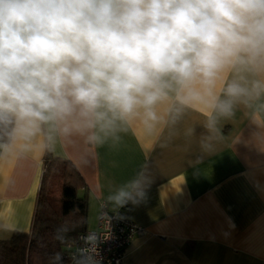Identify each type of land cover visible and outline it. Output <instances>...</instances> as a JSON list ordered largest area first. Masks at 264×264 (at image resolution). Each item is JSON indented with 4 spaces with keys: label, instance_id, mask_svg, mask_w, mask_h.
I'll return each mask as SVG.
<instances>
[{
    "label": "clouds",
    "instance_id": "clouds-1",
    "mask_svg": "<svg viewBox=\"0 0 264 264\" xmlns=\"http://www.w3.org/2000/svg\"><path fill=\"white\" fill-rule=\"evenodd\" d=\"M235 68L258 76L237 75L217 96L218 80ZM259 74L264 0H0V157L46 126V149L51 133L72 131L91 146L115 145L129 118L157 121L155 106L173 93L181 104H208L215 131L237 104L264 108ZM150 182L141 171L107 201L136 204ZM52 259L63 264L60 253ZM72 261L96 264L84 251Z\"/></svg>",
    "mask_w": 264,
    "mask_h": 264
},
{
    "label": "crops",
    "instance_id": "crops-1",
    "mask_svg": "<svg viewBox=\"0 0 264 264\" xmlns=\"http://www.w3.org/2000/svg\"><path fill=\"white\" fill-rule=\"evenodd\" d=\"M237 75L258 76L228 69L216 95L222 98ZM155 111L152 123L142 114L129 118L115 145L91 146L72 131L51 133L55 143L46 149V126L27 148L0 157V239L29 231L49 153L83 179L86 230L95 228L102 201L115 209L110 192L141 171L151 177L146 196L129 203V217L143 232L124 248L123 264H264V108L237 104L215 131L206 127L213 114L206 103L181 104L173 93ZM205 142L215 147L211 155L202 150Z\"/></svg>",
    "mask_w": 264,
    "mask_h": 264
},
{
    "label": "trees",
    "instance_id": "trees-1",
    "mask_svg": "<svg viewBox=\"0 0 264 264\" xmlns=\"http://www.w3.org/2000/svg\"><path fill=\"white\" fill-rule=\"evenodd\" d=\"M83 185L68 160L46 154L31 227L0 239V264H54L56 253L68 264L71 244L86 230Z\"/></svg>",
    "mask_w": 264,
    "mask_h": 264
},
{
    "label": "built area",
    "instance_id": "built-area-1",
    "mask_svg": "<svg viewBox=\"0 0 264 264\" xmlns=\"http://www.w3.org/2000/svg\"><path fill=\"white\" fill-rule=\"evenodd\" d=\"M129 211V204L110 210L107 202L102 201L95 228L78 233L71 244L68 264H73L72 257L80 251L91 256L96 264H123L124 248L143 232V227L129 217Z\"/></svg>",
    "mask_w": 264,
    "mask_h": 264
}]
</instances>
